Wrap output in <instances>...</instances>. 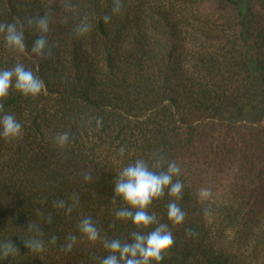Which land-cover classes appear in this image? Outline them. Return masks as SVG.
<instances>
[{
  "label": "trees",
  "instance_id": "obj_1",
  "mask_svg": "<svg viewBox=\"0 0 264 264\" xmlns=\"http://www.w3.org/2000/svg\"><path fill=\"white\" fill-rule=\"evenodd\" d=\"M119 4L0 0V24H22L26 44L11 50L0 33V69L21 63L45 84L38 98L12 90L3 104L22 135L0 136V244L16 249H0V264H100L109 253L80 221L129 241L137 229L116 217L126 205L114 183L129 163L157 156L180 165L186 214L183 225L168 220L167 193L150 209L174 239L162 264H264V0ZM45 15L49 54L37 56L40 33L27 21ZM83 17L91 28L77 37ZM61 200L70 214L53 206ZM33 237L43 251L25 246Z\"/></svg>",
  "mask_w": 264,
  "mask_h": 264
},
{
  "label": "clouds",
  "instance_id": "obj_2",
  "mask_svg": "<svg viewBox=\"0 0 264 264\" xmlns=\"http://www.w3.org/2000/svg\"><path fill=\"white\" fill-rule=\"evenodd\" d=\"M68 4L67 8L71 9ZM119 0H114L113 12L119 11ZM67 19V17H66ZM107 24L111 16L105 15ZM29 26H35L40 35L34 41L31 51L37 56L49 54L48 33L50 31V19L48 15L36 20H28ZM87 17H83L75 25L74 31L77 37L85 36L90 31ZM0 33H3L5 46L14 51L26 49L24 26L15 22L0 24ZM44 81L30 69H26L21 63L15 64L10 69H0V136L8 140H15L22 135V124L14 114L4 111V101L12 90L19 92L24 97L38 98L44 91ZM100 122L98 121V124ZM69 140L68 133L58 134L55 143L65 145ZM121 156L124 149H121ZM181 167L175 160H166L157 156L154 163L150 164L144 158H138L134 162L123 167L114 183V196L119 197L126 205L120 208L116 217L121 220H130L137 231L131 233L129 241L121 239L102 238L101 232L91 218L80 221V232L91 243L103 242V247L108 255L100 260V264H162L167 253L174 247V239L168 226L159 224L155 213L150 209L153 203L164 197L165 193L175 199L167 204V217L173 225H183L185 211L176 202L181 199L184 183L181 179ZM90 177L85 176V180ZM73 201H78V196L73 194ZM54 207L65 209L66 214L72 211L71 206H66L63 200L54 202ZM52 223V218H48ZM155 226V227H153ZM28 231L40 232V228L33 224L28 226ZM190 234L191 231L189 230ZM67 243L62 246L64 251H71L76 243L75 236L66 237ZM25 241V246L30 251H43L44 241L33 237ZM51 243H56V237H52ZM4 254L13 252L14 244H0Z\"/></svg>",
  "mask_w": 264,
  "mask_h": 264
}]
</instances>
